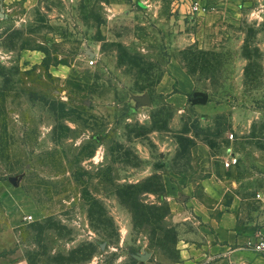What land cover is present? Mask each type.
<instances>
[{"label": "rangeland", "instance_id": "obj_1", "mask_svg": "<svg viewBox=\"0 0 264 264\" xmlns=\"http://www.w3.org/2000/svg\"><path fill=\"white\" fill-rule=\"evenodd\" d=\"M175 1L0 6V264H186L195 220L170 186L187 175L203 198L199 144L239 157L225 202L261 216L264 0L202 19ZM172 59L196 85L179 108L155 91Z\"/></svg>", "mask_w": 264, "mask_h": 264}, {"label": "crops", "instance_id": "obj_2", "mask_svg": "<svg viewBox=\"0 0 264 264\" xmlns=\"http://www.w3.org/2000/svg\"><path fill=\"white\" fill-rule=\"evenodd\" d=\"M14 1L16 0H0V6ZM179 5L176 0L173 12L178 10L184 15L186 6ZM156 84V93L163 95L175 108L185 106L196 89L193 78L183 68L179 59L169 62L167 73ZM228 154L229 152L219 161L210 156L205 146L199 144L191 149V155L198 164L199 174L203 177L199 183L203 198L196 193L195 185L187 175L179 177L170 186V195L179 196L181 200L179 205H174L175 209H187L195 220L192 221L194 232L179 241L177 249L181 262L264 264V252L258 253L250 246L256 241L255 230L260 215L253 219L247 218L244 201L235 192L230 201L225 202L229 191L227 185L231 183L236 187L239 181V175H235L237 165L229 169L224 167ZM262 176L264 183V174ZM257 194L261 195L263 192Z\"/></svg>", "mask_w": 264, "mask_h": 264}, {"label": "built area", "instance_id": "obj_3", "mask_svg": "<svg viewBox=\"0 0 264 264\" xmlns=\"http://www.w3.org/2000/svg\"><path fill=\"white\" fill-rule=\"evenodd\" d=\"M229 2V0H178V3L186 6L184 15H190L195 18H203L207 15L218 13L223 9V6ZM90 66L94 65V60L90 58L89 62ZM234 135H231V139H233ZM224 167L229 169L239 164V157L233 153L229 152L227 160L224 161ZM256 199L261 202V216L258 220V224L256 225V241L251 243L250 246L258 253L264 252V194H257ZM26 222H31L33 217L31 215L25 216L23 218Z\"/></svg>", "mask_w": 264, "mask_h": 264}, {"label": "water", "instance_id": "obj_4", "mask_svg": "<svg viewBox=\"0 0 264 264\" xmlns=\"http://www.w3.org/2000/svg\"><path fill=\"white\" fill-rule=\"evenodd\" d=\"M93 54L90 56V58H93ZM207 99H208V95L207 94H205V95H200L199 97H198V99L197 100H191V101H193V102H198L199 104H201V105H205L206 104V102H207ZM138 101H142V102H145L147 105H149L150 103H149V101H148V99H147V97H144V99H137ZM149 257V255L147 254V255H144V256H141L140 257V259L142 260V261H145L147 258Z\"/></svg>", "mask_w": 264, "mask_h": 264}]
</instances>
